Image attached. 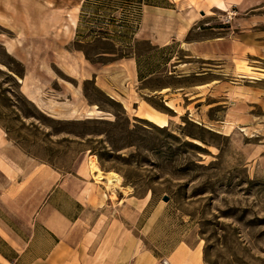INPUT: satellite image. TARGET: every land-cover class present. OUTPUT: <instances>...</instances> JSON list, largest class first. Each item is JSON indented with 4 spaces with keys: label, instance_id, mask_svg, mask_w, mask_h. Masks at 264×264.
Here are the masks:
<instances>
[{
    "label": "rangeland",
    "instance_id": "obj_1",
    "mask_svg": "<svg viewBox=\"0 0 264 264\" xmlns=\"http://www.w3.org/2000/svg\"><path fill=\"white\" fill-rule=\"evenodd\" d=\"M244 11L0 0V192L49 166L161 264H264V18Z\"/></svg>",
    "mask_w": 264,
    "mask_h": 264
},
{
    "label": "crops",
    "instance_id": "obj_2",
    "mask_svg": "<svg viewBox=\"0 0 264 264\" xmlns=\"http://www.w3.org/2000/svg\"><path fill=\"white\" fill-rule=\"evenodd\" d=\"M205 3L219 10L240 12L244 7L264 18V0ZM188 5L186 10L192 8ZM155 10L153 17L164 9ZM19 170L9 168L11 178L0 192V264H161L142 247L139 233L125 229L118 216L109 217L112 209L96 208L91 216L82 215L84 204L71 180L45 165ZM165 262L205 264L203 251L187 245L178 246Z\"/></svg>",
    "mask_w": 264,
    "mask_h": 264
},
{
    "label": "bare ground",
    "instance_id": "obj_3",
    "mask_svg": "<svg viewBox=\"0 0 264 264\" xmlns=\"http://www.w3.org/2000/svg\"><path fill=\"white\" fill-rule=\"evenodd\" d=\"M200 12H204L205 13V18L214 15V13L212 11H210V10H206V11L201 10ZM161 125H162L161 127H167V124L165 122H163ZM92 170H94L98 175H102L103 174V172L100 171L99 169L92 168ZM106 177L109 179V181L111 183L114 182L116 185H121V183H122L121 177L119 175H117V174H106Z\"/></svg>",
    "mask_w": 264,
    "mask_h": 264
},
{
    "label": "water",
    "instance_id": "obj_4",
    "mask_svg": "<svg viewBox=\"0 0 264 264\" xmlns=\"http://www.w3.org/2000/svg\"><path fill=\"white\" fill-rule=\"evenodd\" d=\"M204 15V14H203ZM167 201V199H165Z\"/></svg>",
    "mask_w": 264,
    "mask_h": 264
}]
</instances>
